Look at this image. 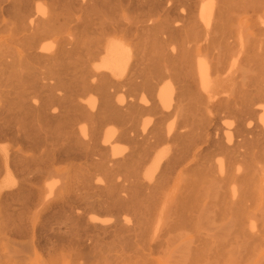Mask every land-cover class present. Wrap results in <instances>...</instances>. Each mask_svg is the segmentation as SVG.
<instances>
[{
	"label": "bare ground",
	"instance_id": "bare-ground-1",
	"mask_svg": "<svg viewBox=\"0 0 264 264\" xmlns=\"http://www.w3.org/2000/svg\"><path fill=\"white\" fill-rule=\"evenodd\" d=\"M61 174L95 179L90 207L116 215L57 233L91 256L174 240L199 264L218 246L195 230L207 210L233 235L218 247L241 238L264 264V0H0V264L55 228L36 180Z\"/></svg>",
	"mask_w": 264,
	"mask_h": 264
},
{
	"label": "rangeland",
	"instance_id": "rangeland-1",
	"mask_svg": "<svg viewBox=\"0 0 264 264\" xmlns=\"http://www.w3.org/2000/svg\"><path fill=\"white\" fill-rule=\"evenodd\" d=\"M114 92L113 100L115 102H121V99L127 97V93L125 92L124 88H114L112 90ZM93 95V94H92ZM95 96V95H93ZM34 97V96H33ZM127 99V98H126ZM142 120H148L151 118L150 114L142 115ZM150 116V117H148ZM221 116V115H220ZM218 117L217 120L220 122V127L225 124V122H230L233 120L231 116H224L223 118ZM168 122V121H167ZM115 125L119 126L115 123ZM218 126V125H217ZM216 127V125H214ZM218 128V127H216ZM7 143V142H4ZM120 146L124 149H127L128 143L121 142ZM170 144H163L160 148L169 147ZM79 164V165H78ZM84 159L79 160H72V161H66L64 163H61L59 166L61 167V170L64 168H72V170L76 171L79 166H84ZM46 177L43 176L42 178H39L36 180V183L38 186L42 188V191L44 194H46L51 200L55 201L53 204H51L50 207H48L47 210H45V213H51V222L54 229H50L45 231L40 239H37L35 241L31 240L30 237L24 238L22 240L23 247L21 248L22 258L18 260L16 264H185V259L182 256V246L179 243V246H177L178 241H169L168 246H161L152 254L151 257L141 259L139 261H132L129 262L127 260L122 259H104L100 258L98 256H91V252L89 250H78L76 247L70 246L67 241L65 240H58V237L56 236L57 233H61L65 227V223L68 225L74 224L75 215L76 214H82L86 216L87 214H95L96 216H99V218L108 221H112L116 215L113 212L110 211H104L101 208L98 207H90L89 201L93 199H99L101 198V195H103V192L99 191V188H96L93 184L95 179L92 178H86L82 179V177L74 176L70 179H67V176L65 174H61L60 176L56 177L59 179V181L54 185V187H47L46 185ZM171 183H169L170 186ZM167 185V188L169 187ZM166 189V188H165ZM212 196V194H210ZM213 198V197H212ZM211 197L208 199H212ZM210 211V209L208 210ZM89 212V213H88ZM207 210L205 211V213ZM203 210V214H200L199 217H197V220L195 222V230L197 233H200V235H203L207 240L206 242L208 245H214V239L217 241V245L219 246L220 243H224L227 240V236L230 238V236H233L232 234L229 235L227 233V228L217 224V221L213 220V218L210 217V215L205 214ZM115 216V217H114ZM130 218H133V214L129 213L127 215ZM57 227H61L58 229ZM229 232V231H228ZM159 233H161L159 231ZM45 235L46 238L49 240V242L45 243ZM237 236V235H235ZM239 238V236L237 237ZM213 239L212 243L210 244L211 240ZM224 240V242L222 241ZM226 240V241H225ZM238 240V239H236ZM242 242V239H239ZM238 240V241H239ZM0 241H4V239L0 238ZM222 241V242H220ZM234 241V240H233ZM233 241H230L231 246H233ZM235 242L232 248L230 247V244L228 246L224 245L226 243L221 244L220 247H215V254L219 253L218 248L223 247L227 248V251L229 257L222 256L223 254H220L219 259H214L213 256L210 255L204 256V259L200 261L199 264H220L222 261H225V264H255L250 257H245V252H243V249L237 247V243L240 244V247H242V244L240 242ZM205 242V243H206ZM220 242V243H219ZM228 242V241H227ZM232 242V243H231ZM246 243V242H245ZM207 245V244H206ZM244 245V244H243ZM239 246V245H238ZM221 252H224L223 250ZM226 252V251H225ZM244 253V254H243ZM226 254V253H225ZM224 254V255H225ZM219 257V255H216V258ZM252 258V257H251ZM216 260H219L217 263ZM263 261L261 262V264ZM5 264V263H4ZM223 264V263H222ZM260 264V263H258Z\"/></svg>",
	"mask_w": 264,
	"mask_h": 264
}]
</instances>
